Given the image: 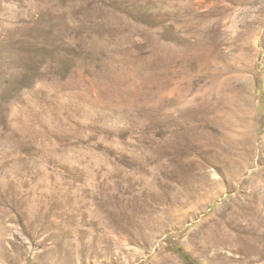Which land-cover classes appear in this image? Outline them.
I'll return each instance as SVG.
<instances>
[{
    "label": "rangeland",
    "instance_id": "1",
    "mask_svg": "<svg viewBox=\"0 0 264 264\" xmlns=\"http://www.w3.org/2000/svg\"><path fill=\"white\" fill-rule=\"evenodd\" d=\"M0 264H264V0H0Z\"/></svg>",
    "mask_w": 264,
    "mask_h": 264
},
{
    "label": "trees",
    "instance_id": "2",
    "mask_svg": "<svg viewBox=\"0 0 264 264\" xmlns=\"http://www.w3.org/2000/svg\"><path fill=\"white\" fill-rule=\"evenodd\" d=\"M186 257H187V256H186ZM187 260H189L188 257H187Z\"/></svg>",
    "mask_w": 264,
    "mask_h": 264
}]
</instances>
